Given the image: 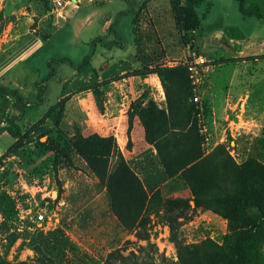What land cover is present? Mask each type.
Wrapping results in <instances>:
<instances>
[{"label":"rangeland","instance_id":"obj_1","mask_svg":"<svg viewBox=\"0 0 264 264\" xmlns=\"http://www.w3.org/2000/svg\"><path fill=\"white\" fill-rule=\"evenodd\" d=\"M53 1H59L61 6ZM144 1L148 2L142 12L139 8ZM251 1L245 0L246 6ZM258 6L264 13V6ZM121 12L127 13L117 19L115 31L119 39L115 40L106 27ZM140 12L144 14L138 17ZM197 12L203 15L202 27L193 34L178 28L172 0H0V53L31 34L42 45L29 62L35 77L40 80L47 75L50 59L55 71L45 83L41 105L25 109L18 122L24 132L19 147L6 154L14 141L5 133L0 135V152L5 151L0 155V255L8 262L36 264L38 258L45 256L53 264H103L109 253L118 250L122 256L132 252L152 264H177L169 228L187 247L198 246L207 239L221 245L224 237L230 235L226 220L209 210L195 208L191 201L189 208L167 206L169 200H191V194L175 176L164 173L156 151L153 154L149 149L125 160L147 201L138 212L128 213L120 221L111 211L106 186L70 148L76 135L99 136L92 130L93 121L87 123L85 132L78 122L64 119L63 106L51 111L53 116L32 130L61 94L80 92L75 89L91 70L98 74L105 63L118 58L127 60L135 51L141 53L139 61L145 65L147 44L142 42L143 36L155 48H164L163 55L188 49L189 55L162 56L164 60L159 64L147 67H184L188 72L189 102L197 110L204 154L222 145L236 165L254 159L264 166V19L254 11L241 12L240 0H205ZM142 20L149 28L145 26L143 33L138 30L139 42L134 44L132 22ZM98 38L101 42L92 46L91 41ZM242 50L245 53H239ZM90 53L89 66L78 74L67 63L54 61L67 58L78 64ZM206 86L213 88L217 100L225 93L243 94L237 98L238 108H229L227 121L215 123L211 117L207 119L209 110L202 99ZM21 88L12 89L34 103L36 91L30 92L25 83ZM161 89L165 103V89ZM166 91L169 93L171 87ZM216 105L213 110L220 106ZM112 137L117 146L118 139ZM125 146L129 148L130 143ZM108 162L112 167L116 157L110 156ZM40 208H44L45 218L36 222ZM147 242L156 247L152 260L138 251ZM261 252L264 255V243ZM160 258L164 259L162 263Z\"/></svg>","mask_w":264,"mask_h":264},{"label":"trees","instance_id":"obj_2","mask_svg":"<svg viewBox=\"0 0 264 264\" xmlns=\"http://www.w3.org/2000/svg\"><path fill=\"white\" fill-rule=\"evenodd\" d=\"M127 1V0H126ZM175 7V18L180 31L185 33L198 29L203 15L197 12L205 0H172ZM245 0H240V9L250 11L252 6L244 7ZM140 9V8H139ZM259 17L264 18L258 9ZM127 12L115 15L109 23L106 32L115 40L117 19ZM120 41V40H119ZM101 42L100 38L91 41V45ZM118 47L121 42H113ZM107 45V44H106ZM109 46V45H107ZM92 53L85 56L78 64H73L67 58L54 60L57 63H67L74 72L89 65ZM53 62H47L49 72L45 77L36 80L33 88L36 91V101L28 102L16 90L0 85V98L9 97L13 100V114L6 123L0 126V135L5 133L13 139V144L6 154L14 152L23 138V128L18 122L22 119L25 109L41 105L45 93V83L55 74L51 67ZM155 74L162 88L165 89V108H159L152 100L144 105V94L131 103L127 111L128 126L137 115L144 131V139L154 147L156 158L168 177L182 182L191 194V200H169L168 207L189 208L191 201L195 208L209 210L223 218L228 223L230 235L224 237L221 245L207 239L198 246L187 247L179 242L169 228V239L176 252L177 264H264L261 252L264 243V166L254 159H249L241 165H236L222 145H217L211 153L204 154L201 148V138L197 127V110L189 102L191 88L184 67L144 66L130 75L146 76ZM171 87V91H166ZM93 88V89H92ZM97 107L101 110V94L94 86L89 88ZM69 97H64L46 110L32 130L42 121L52 117L51 111L65 107ZM63 103V104H62ZM206 109V108H205ZM207 110V109H206ZM70 148L86 164L99 181L107 188L111 200V211L123 221L128 213L138 212L146 203V194L126 161L119 152L112 136L88 137L75 136ZM110 156L116 157L115 164L109 166ZM68 161L69 158L65 157ZM152 260L156 247L149 242L145 247H138ZM162 263L163 258H160ZM0 264H28L26 262L10 263L0 255ZM36 264H53L42 256ZM103 264H152L146 258L129 252L122 256L118 250L109 253Z\"/></svg>","mask_w":264,"mask_h":264},{"label":"crops","instance_id":"obj_3","mask_svg":"<svg viewBox=\"0 0 264 264\" xmlns=\"http://www.w3.org/2000/svg\"><path fill=\"white\" fill-rule=\"evenodd\" d=\"M145 2L148 1L142 2L140 6L142 12L144 11V8L146 9V5L144 4ZM249 4V6H252L250 11H254L258 16L256 12V9H258V11L264 15L258 6V4L264 6V0H253ZM248 5L246 6L244 2L245 8H248ZM142 12H140L137 16H142L144 14ZM241 12L243 11L241 10ZM150 16L151 15H147V17ZM156 16L157 18L159 17V12ZM259 18L261 20L264 19L262 17ZM142 21L140 23L132 22L134 44H138L139 42L138 30H141L140 32L143 33V31H145V26L149 28L147 23ZM201 27L202 24L200 23L199 30H201ZM196 31L197 30L193 31V34H196ZM216 37L221 39L220 34H216ZM141 40L144 44H147V47L145 46L146 48L144 50L145 56H143V60L146 61L145 65L140 64L139 54L141 53L135 51L134 56L130 55L127 57V60L124 58H118L111 64L105 63L104 66L100 67L98 74L95 70H91L89 73L90 75H88L86 79H83L79 88L75 89L80 90V92L71 94L70 90L67 93L61 94L59 98L60 100L64 97H69L65 104V112L63 113L65 120L78 122L82 127V130L85 132L88 127L87 123L93 121L92 125L94 126L92 130L94 133L98 134L100 137L112 135L118 139V149L126 161L127 158H131V156L149 149L153 154L155 153L153 147L145 142L143 128L136 116L132 118L130 127L128 126L126 112L128 111L131 103H134L141 95L144 94L145 98L143 105L148 100H152L159 108H162L165 104L161 85L155 74L132 76L130 73L140 70L144 66L150 67L151 65L159 64V62L164 60L162 56L177 58L178 56L184 57L186 53L188 54V49L184 48V50L169 51L163 55L162 53L165 49L155 48L153 43L151 45V42H149L148 37L142 36ZM158 45H160L159 42ZM41 48V42L36 36L30 34L22 39H18L11 48L0 53V85L7 87L8 89H23L24 87L21 88V85L25 83L27 84V87H29L30 92H32L34 90L33 83L37 80V78L35 77V69L29 62L31 58L35 56V53L39 52ZM239 53L245 52L242 50ZM75 74L78 73L76 72ZM75 76L73 78L76 80ZM92 86H94L101 94V110L97 107L92 92L89 89ZM213 91V88L210 86L203 88L202 99L207 103V110H209L207 119L209 120V117H211L210 120L215 123H219L221 121L225 122L231 115L229 108L236 110L239 106L237 98L241 97L243 94L239 93L237 95H231L229 93H225L222 99L217 100ZM215 105L220 106L213 110ZM218 109H221L219 110V114L217 113ZM12 114L13 100L7 96L0 98V126H3L6 123L7 118ZM127 142L130 143L129 148H126L125 146ZM4 152L5 151L0 152V155Z\"/></svg>","mask_w":264,"mask_h":264},{"label":"built area","instance_id":"obj_4","mask_svg":"<svg viewBox=\"0 0 264 264\" xmlns=\"http://www.w3.org/2000/svg\"><path fill=\"white\" fill-rule=\"evenodd\" d=\"M53 2L55 3L56 6L58 7L61 6V3L59 1H53ZM194 102H197V98H194ZM36 214L37 215L35 216V221L36 222L43 221V219L45 218L44 208L38 209V212Z\"/></svg>","mask_w":264,"mask_h":264}]
</instances>
